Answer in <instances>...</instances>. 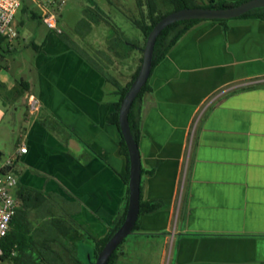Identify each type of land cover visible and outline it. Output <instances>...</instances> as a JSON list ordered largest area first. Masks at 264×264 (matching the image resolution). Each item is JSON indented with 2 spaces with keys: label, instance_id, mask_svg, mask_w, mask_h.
I'll return each mask as SVG.
<instances>
[{
  "label": "crops",
  "instance_id": "0c3cea01",
  "mask_svg": "<svg viewBox=\"0 0 264 264\" xmlns=\"http://www.w3.org/2000/svg\"><path fill=\"white\" fill-rule=\"evenodd\" d=\"M227 27L196 25L152 70L142 99L141 202L159 208L139 216L130 244L136 254L160 247V264H264V20L237 18ZM18 31L12 47L0 37V121L21 109L25 120L7 172L49 199L17 223L34 245L54 251L53 220L71 229L69 247L96 244L129 202L128 160L110 123L119 96L107 65L59 35L38 51L35 74L23 79L25 64L15 74L8 62L23 45ZM22 145L28 152L19 155Z\"/></svg>",
  "mask_w": 264,
  "mask_h": 264
},
{
  "label": "rangeland",
  "instance_id": "374dc122",
  "mask_svg": "<svg viewBox=\"0 0 264 264\" xmlns=\"http://www.w3.org/2000/svg\"><path fill=\"white\" fill-rule=\"evenodd\" d=\"M110 1L113 3L111 4ZM146 2V0H143ZM161 12L167 13L172 10V6L168 0H156ZM203 4V0H198ZM25 11L19 12L16 17V23L23 36V45L14 54L8 64L12 71L21 76L20 69L22 65H27V70L22 76L28 80L35 71L32 68V62L37 57V50L33 44L42 46L45 41L51 38L58 37L56 31L47 27L42 20V10L38 4L32 0H25ZM97 5L100 7L106 18L112 23V26L106 23L94 25L92 30L85 36L77 33L80 21L84 18L86 8ZM146 11V8H145ZM36 16V17H34ZM59 23L63 33L59 35L66 36V42L79 55L86 57L87 60L94 64L107 65L105 73H108L109 78L116 80L122 87H125L131 80L138 67L141 65L140 60L143 58L144 35L131 21L141 19V14L138 9L137 0H67L66 5L58 11ZM115 29H118L119 34H115ZM80 31L86 33L85 28ZM80 33V32H79ZM113 35L120 37L118 46H114L111 50V39ZM68 40V41H67ZM68 44V46H69ZM131 45H135L133 50H129ZM144 49V48H143ZM99 68V67H98ZM111 91L117 89L110 83ZM25 126L24 110L19 112H10L7 117L0 121V166L10 160V156L15 149L16 142L19 140L21 132ZM20 168L19 166H17ZM129 236L119 251V264H160L161 248L156 245L146 246L137 249V254L134 252V247L130 244ZM95 244L91 240L84 241L77 245V251L81 261L86 262L89 259L90 253H93ZM147 255V259L139 260V254ZM66 261L69 260L65 258ZM169 259V258H168ZM167 261V257H166ZM0 264H9L0 259Z\"/></svg>",
  "mask_w": 264,
  "mask_h": 264
},
{
  "label": "trees",
  "instance_id": "16d2710c",
  "mask_svg": "<svg viewBox=\"0 0 264 264\" xmlns=\"http://www.w3.org/2000/svg\"><path fill=\"white\" fill-rule=\"evenodd\" d=\"M204 3L200 4L198 0H168L170 5L172 6V10L170 12L164 13L161 12L156 0H137V5L139 12L141 14V19L131 21L144 35V46L147 40L149 33L152 31L154 26L165 16L168 14L184 9V8H228L233 6H238L246 1L249 0H239L237 2H230L227 0H203ZM111 4H113L110 1ZM93 7L86 8L84 11V18L80 21L78 29H76L77 33L81 36H85L90 32L94 25H99L100 23H106L107 25H112L110 21L106 18L104 11L98 7L97 5H92ZM146 8V11H145ZM25 11V10H24ZM36 17V16H34ZM37 18V17H36ZM240 18H247V19H260L264 20V9H257L251 11ZM204 22V20H192V21H183L176 24L169 26L165 29L162 34L157 39L155 50H154V60H153V69L159 65L167 55L177 46L180 40L189 32L191 31L196 25L199 23ZM224 25L225 30L228 29L227 23L228 20H220L216 21ZM81 28L86 29V33H82L80 31ZM80 32V33H79ZM120 31L115 29V34H119ZM1 37V36H0ZM63 40L66 41V36H61ZM120 37L111 39V50H114V46H118L120 42ZM68 41V40H67ZM69 44V43H68ZM37 52L41 50L42 46L33 45ZM69 47L70 44H69ZM144 48V47H143ZM142 48V50H143ZM143 58H141L140 63L142 64ZM141 65L138 67L137 71L134 73L132 80L125 86L122 87L116 80L109 78L107 76L108 82L112 83V85L117 89V94L119 96L118 102L115 103V111L110 117V123L117 127L119 130V110L121 103L129 90L130 86L132 85L133 81L137 77L140 71ZM18 86L23 87L27 86L28 83L24 82L22 79H18ZM151 92V87L149 85V81L138 95L136 100L134 101L132 108L129 114V122L132 134L140 144L142 139V117H141V103L142 99L145 94ZM121 135V132L119 130ZM121 153L127 157L128 160V173L123 180L128 185L129 183V158H128V149L126 143L121 135ZM1 156V154H0ZM3 173L7 172V169L2 170ZM143 173V170H142ZM12 194L15 196L17 201L19 202V208L17 211V215L12 222V228L9 232L8 236L0 243V246L3 248L4 254L0 258L4 262H8L9 264H95L98 258L99 252L104 248L106 243L111 239L114 233L121 227L123 224L127 209L128 203L124 210V212L117 217L113 226L111 227L109 233L99 241H95V249L93 253H90L89 259L86 262H83L79 258L78 251L75 247H69V245L65 244V238L67 237L68 233L71 231L62 220H53L51 225L53 226L54 230L49 232V237L52 241L58 244L57 250H53V248L48 245L47 243H43L40 246L34 245V239L29 238V230L26 229L20 223H17V216L22 214L24 210L29 207L37 206L43 204V202L49 199L48 196H45L43 192L24 187L18 182V185L12 190ZM141 214H149L153 213L159 208V204L156 203H143L141 202ZM138 222L134 228V232L138 229ZM59 236H61L59 241ZM49 241V240H47ZM126 240L118 247V249L114 252L113 256L111 257L108 264H119V251L120 248L123 246ZM33 243V245H30ZM37 250L39 255L32 256L27 255L26 250ZM65 258H68L66 261Z\"/></svg>",
  "mask_w": 264,
  "mask_h": 264
},
{
  "label": "water",
  "instance_id": "95a60500",
  "mask_svg": "<svg viewBox=\"0 0 264 264\" xmlns=\"http://www.w3.org/2000/svg\"><path fill=\"white\" fill-rule=\"evenodd\" d=\"M264 9V0H249L238 6L228 8H184L174 11L161 19L149 33L143 49V61L140 71L127 91L119 110V130L126 143L129 158V202L125 220L114 233L104 248L99 252L95 264H108L114 252L129 236L134 228L141 210L142 158L139 144L135 140L129 122L132 105L141 93L153 70L154 50L157 39L169 26L192 20L220 21L234 20L245 14Z\"/></svg>",
  "mask_w": 264,
  "mask_h": 264
},
{
  "label": "built area",
  "instance_id": "2783aa9c",
  "mask_svg": "<svg viewBox=\"0 0 264 264\" xmlns=\"http://www.w3.org/2000/svg\"><path fill=\"white\" fill-rule=\"evenodd\" d=\"M42 10V20L47 27L56 31L58 35L63 33L59 26L58 11L67 3V0H32ZM25 0H0V36L4 38L12 47L13 43L19 37V31L16 24V16L23 8ZM38 102L32 98L30 109H38ZM28 149L22 145L19 149V155L26 154ZM14 159H10L5 165L0 166V243L8 236L11 231L12 222L17 215L19 202L12 194V190L18 185V179L10 172L3 173V169L12 166ZM4 251L0 246V258Z\"/></svg>",
  "mask_w": 264,
  "mask_h": 264
},
{
  "label": "flooded vegetation",
  "instance_id": "af4514ba",
  "mask_svg": "<svg viewBox=\"0 0 264 264\" xmlns=\"http://www.w3.org/2000/svg\"><path fill=\"white\" fill-rule=\"evenodd\" d=\"M133 47H136V48H137V46H135V45H131V46L129 47V50H133ZM141 51H143V50L141 49Z\"/></svg>",
  "mask_w": 264,
  "mask_h": 264
}]
</instances>
